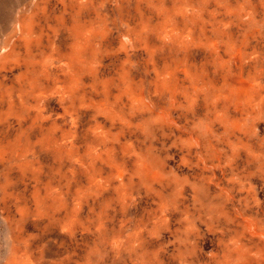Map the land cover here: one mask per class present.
<instances>
[{
	"label": "rangeland",
	"instance_id": "rangeland-1",
	"mask_svg": "<svg viewBox=\"0 0 264 264\" xmlns=\"http://www.w3.org/2000/svg\"><path fill=\"white\" fill-rule=\"evenodd\" d=\"M0 264H264V0H0Z\"/></svg>",
	"mask_w": 264,
	"mask_h": 264
}]
</instances>
